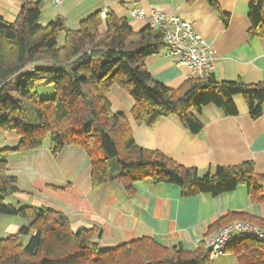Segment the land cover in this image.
<instances>
[{
	"label": "trees",
	"instance_id": "trees-1",
	"mask_svg": "<svg viewBox=\"0 0 264 264\" xmlns=\"http://www.w3.org/2000/svg\"><path fill=\"white\" fill-rule=\"evenodd\" d=\"M206 1L227 25L229 14L216 0ZM42 9L43 0H22L15 20L0 14V130L17 134V151L40 149L47 140L55 155L67 145L78 146L90 159L93 187L119 182L130 196L137 182L149 179L178 186L184 197L219 196L245 185L253 203H264V176L256 173L253 161L200 174L159 150L137 145L128 117L115 111L108 97L118 85L135 101L132 116L138 125L154 127L172 117L199 134L204 128L202 108L213 104L235 116L233 96L238 94L250 117L258 120L263 115V82L217 81L211 73L172 89L156 81L146 65L147 58L167 49L160 29L145 25L135 31L127 18L112 11L103 18L101 10L70 30L63 17L41 23ZM248 20L249 38L264 40V0H250ZM39 85H51L54 96L42 98ZM7 152L0 151V217L19 216L27 224L17 234L0 238V264H213L208 240L200 241L194 251L150 237L103 248L96 240L102 235L99 229L74 230L63 211L8 204L7 198L18 189L16 177L7 172ZM235 221L264 229V218L229 212L211 231ZM225 252L238 264H264V241L255 238L237 239Z\"/></svg>",
	"mask_w": 264,
	"mask_h": 264
},
{
	"label": "crops",
	"instance_id": "crops-1",
	"mask_svg": "<svg viewBox=\"0 0 264 264\" xmlns=\"http://www.w3.org/2000/svg\"><path fill=\"white\" fill-rule=\"evenodd\" d=\"M216 1L230 16L227 25L206 0L193 3L189 0H66L59 7L43 0L41 23L63 17L68 29L77 30L90 14L107 9L127 18L138 31L145 23L131 16L134 10L143 8L148 12L177 15L190 21L216 49L212 74L217 81L241 79L245 84L264 83V40L248 36L250 0ZM21 6L22 0H0V14L13 21ZM63 38L62 35L61 43ZM166 54L164 48L147 58L146 65L156 81L177 89L191 78L190 71ZM108 97L114 110L128 117L134 140L140 147L159 150L186 167L196 168L200 174L217 166L253 161L256 173L264 176V103L263 115L258 120L250 117L249 107L240 94L233 96L238 111L235 116H227L213 104L204 106L201 115L204 128L193 134L172 117L161 119L154 127L138 125L132 116L135 101L118 85L111 87ZM19 139L14 132L0 130V151L8 150L7 172L16 177L18 189L6 202L16 208L48 206L63 211L74 230L99 229L102 235L96 240L103 248L150 237L168 247L182 244L186 250L194 251L200 241L217 232L211 231L212 226L229 212H247L264 218V203H253L245 185L219 196L184 197L176 185L154 184L146 179L135 184V193L130 196L119 182L93 187L91 162L82 148L67 145L55 155L47 140L40 149L20 152L16 150ZM26 224L27 220L19 216L2 215L0 238L17 234ZM213 264L238 263L233 254L225 252Z\"/></svg>",
	"mask_w": 264,
	"mask_h": 264
},
{
	"label": "built area",
	"instance_id": "built-area-1",
	"mask_svg": "<svg viewBox=\"0 0 264 264\" xmlns=\"http://www.w3.org/2000/svg\"><path fill=\"white\" fill-rule=\"evenodd\" d=\"M50 1L59 7L66 0ZM107 12V9L102 10L103 18ZM131 16L144 22L145 25L161 30L167 46L166 55L174 62L186 66L191 78H204L212 73L216 49L195 30L190 21L161 11L148 12L143 8L132 11ZM244 238L264 241V229L243 221L233 222L220 228L207 242L211 260L223 255L231 242Z\"/></svg>",
	"mask_w": 264,
	"mask_h": 264
},
{
	"label": "rangeland",
	"instance_id": "rangeland-1",
	"mask_svg": "<svg viewBox=\"0 0 264 264\" xmlns=\"http://www.w3.org/2000/svg\"><path fill=\"white\" fill-rule=\"evenodd\" d=\"M38 92L42 98H48L54 96V88L51 85H47L45 87L39 85Z\"/></svg>",
	"mask_w": 264,
	"mask_h": 264
}]
</instances>
